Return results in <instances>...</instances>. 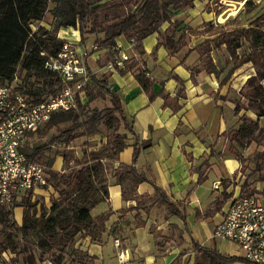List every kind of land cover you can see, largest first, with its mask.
<instances>
[{"label": "trees", "instance_id": "trees-1", "mask_svg": "<svg viewBox=\"0 0 264 264\" xmlns=\"http://www.w3.org/2000/svg\"><path fill=\"white\" fill-rule=\"evenodd\" d=\"M195 1L0 0V83L10 79L20 64L21 69L26 73V78L34 79L35 85H41V88L36 87L37 89L33 90L34 84H32L30 93L33 96L54 93L53 88L58 82L43 70V63L47 57H41L40 53L45 52L48 57H52L59 51L64 43L57 37L61 29L77 31L82 44L87 37L93 36L92 46L96 47V50L110 49L117 39L131 40L135 56L143 54L142 41L158 33L156 47L164 46L170 53H175L179 45L184 43L185 36L181 35L174 41V34L169 35V30L162 34L158 30L162 24H170L174 12L192 8ZM252 3V0H247L245 9L250 7L249 11L253 10L255 6ZM47 12L52 19L51 30L39 27L33 31L32 25L41 22ZM263 20L262 17H258L248 28L239 27L237 19L217 27L206 24L204 33L215 35V38L200 45L202 56H206L201 61L206 74L219 76L220 72L212 63L210 53L219 50L222 46L225 47L234 68L251 64L255 71L239 91V99L234 100V115L238 117L239 126L221 135L229 142L228 154L240 165L246 160L243 159L240 151L245 150L252 143L262 147V151L254 154L256 161L264 164V129L259 126V120L264 117ZM178 26L176 23L171 24L174 29ZM132 69L133 63L129 62L126 71H120L119 74ZM89 70L91 71L90 68ZM190 71L192 74L196 72L194 69ZM108 74L94 76L92 83L84 87L86 103L78 99V109H83L104 96L110 97L111 107L94 109L85 119H82L77 111L54 114L44 124L43 131L55 130L56 134L43 144L24 145L25 156L29 161L43 168L46 181L54 195L50 199L49 208L38 201L32 202L30 195H25L20 203H16L14 208L23 210L20 226L11 221L13 211L0 212V259L3 253L16 254L19 245L14 238L18 236L24 238V241L32 239L43 255V261L48 260L52 264H62L66 249L76 245V236L80 235V238L88 237L91 241H96L98 235L105 232V224L111 213L93 218L90 211L107 197V181L110 177L115 178L116 183L122 186V199L125 202H135V206L129 209V212L145 211L146 207L155 203L154 198L144 199L135 196L136 187L147 181L145 175L135 168L136 160L139 153L149 148L151 144L140 141L133 129L125 122L119 98L112 92L107 82ZM134 76L149 99L153 100L155 95L149 91L151 83L145 72H135ZM163 97L165 105H168L167 97ZM241 100L246 103H242ZM173 108L175 111L178 110L176 106ZM248 113L254 114L255 119ZM115 115H118L123 124V133L114 134L113 139H108L100 151H84L80 157H67L64 149L72 147L77 139L99 133L102 126L110 128ZM41 131L39 129L32 137ZM130 146L134 150L132 164H118L108 173L107 162L117 160L118 154ZM58 157H61L64 163L61 172L52 168ZM203 166L207 167V164L204 163ZM201 175L198 182L203 180ZM247 189L248 185L244 182L242 194H246ZM162 203L169 214L185 222V216L179 212L177 205L164 201ZM135 220L138 222L136 224L138 227L144 225L139 214L135 216ZM9 229L13 230L14 236L6 235ZM155 246L160 247L157 242ZM190 246L195 254L194 264L247 263L241 258L220 254L215 244L203 247L191 241ZM75 249L80 255L81 251ZM55 253L56 260H53ZM184 254L183 251L171 264H177ZM46 255H50V259H45ZM83 256L87 254L84 253ZM32 261L31 255L24 257V264H31ZM9 264H16L15 259L11 258Z\"/></svg>", "mask_w": 264, "mask_h": 264}, {"label": "crops", "instance_id": "crops-1", "mask_svg": "<svg viewBox=\"0 0 264 264\" xmlns=\"http://www.w3.org/2000/svg\"><path fill=\"white\" fill-rule=\"evenodd\" d=\"M243 2L196 0L192 8L174 12L170 24L164 23L158 30L161 34L169 30L170 35L174 34V41L181 35L185 36L177 52L170 53L164 46L156 47L158 33H155L142 41L141 56L132 55V71L108 74L107 82L119 98L125 122L140 141L151 144L139 153L136 160L135 168L145 175L147 181L136 187L135 196L154 198L155 203L145 211L129 212L135 202H125L122 186L110 177L107 197L90 211L93 218L111 213L106 222V233L102 236L103 243L92 247L94 242L90 243L87 237L77 243L78 249L89 256L95 255L93 250L107 252L96 262L118 264V259L113 256L118 253L114 239H119L121 250L128 252L127 264H171L183 249L159 253L155 242L158 237L166 242L171 240L173 229L180 233L181 242L184 236H189L190 241L202 243L203 247L215 244L217 251L224 256L241 258L236 246L225 241H213L211 235L215 225L221 221L228 201L242 195L245 177L240 172L238 161L228 154V140L221 135L239 126L238 117L234 115V100L238 99L239 91L255 71L251 64L234 68L222 46L210 53L219 76L206 74L201 65L206 56H202L200 45L215 38V35L204 33L205 25L217 27L234 20L247 0ZM235 7L241 8L237 11ZM47 17H50L48 12L41 22L32 26L50 30L44 25ZM49 19L52 23L51 17ZM173 23L179 26L174 29L171 27ZM239 27L248 28L242 24ZM57 37L86 49L91 48L94 41V37L89 36L82 44L78 32L73 29H61ZM119 40L124 44L127 42ZM109 59V49L96 50L87 60L88 68L96 72ZM191 69L196 72L192 74ZM138 71H144L150 80L149 91L155 95L153 100L136 81L134 73ZM161 95L167 97L168 105ZM174 106L178 110L175 111ZM248 115L255 119L254 114ZM133 153L132 146L125 148L113 161V169L118 164L131 165ZM204 163L207 167L203 166ZM62 165L63 159L58 157L52 168L59 171ZM200 175L203 180L198 182ZM215 183H221L219 191L212 190ZM255 189L258 193L264 190V183H258ZM163 201L177 205L185 216V222L169 214ZM16 210L21 211L17 219L21 222L23 210ZM137 214L144 223L142 227L135 225ZM112 225L118 233L113 237L108 232ZM181 258V264H194L195 254H184Z\"/></svg>", "mask_w": 264, "mask_h": 264}, {"label": "built area", "instance_id": "built-area-1", "mask_svg": "<svg viewBox=\"0 0 264 264\" xmlns=\"http://www.w3.org/2000/svg\"><path fill=\"white\" fill-rule=\"evenodd\" d=\"M109 50L111 58L98 72L90 71L87 64L88 54L95 52L96 47L88 50L78 43L64 41L52 57L41 52V57H47L43 70L58 82L52 94L33 96L30 91L35 81L26 78L20 64L10 79L0 83V212H14L18 209L14 205L25 195H30L32 202L39 197L50 201L54 192L43 168L27 159L24 145L52 115L77 110L78 99L85 98L84 87L90 85L100 71L106 74L126 71L134 51L133 42L124 44L117 39ZM33 86V90L41 88L40 84ZM220 187L221 183H215L212 190L219 191ZM211 238L236 246L241 259L247 263L264 264V190L231 198ZM114 246L118 251V264H127L128 252L121 250L119 239H114ZM9 258L11 254L3 253L0 264L8 263ZM45 263L52 264L48 260Z\"/></svg>", "mask_w": 264, "mask_h": 264}, {"label": "rangeland", "instance_id": "rangeland-1", "mask_svg": "<svg viewBox=\"0 0 264 264\" xmlns=\"http://www.w3.org/2000/svg\"><path fill=\"white\" fill-rule=\"evenodd\" d=\"M236 1L241 2V0H236ZM252 2H253L252 5H254L255 7L251 11H249L250 7L248 9H245L244 3H243L244 5H242L243 7L241 6L242 8L241 7H235V9L237 11H238V9L241 8L239 15H237V16L234 15L235 16L234 18L237 19L239 22V26H240V24H242L245 27H249L250 23L252 21H254L255 19H257L258 17H262L264 19V0H252ZM50 17H47L44 20V25L46 27H48V29H50L52 27L51 23H49ZM38 28H39V26L38 27L32 26L33 31H36ZM168 34L170 35V31L168 32ZM88 44L89 43H87V45ZM179 46H182V44ZM133 53H134V51H133ZM96 72H98V71H96ZM105 74L106 73H104L103 71H100L99 74L96 76L100 77L101 75H105ZM236 97L239 99L238 95ZM241 101H243L242 103H246L244 100H241ZM81 102L86 103V99L83 98L81 100ZM111 106H112V101H111L110 97L104 96L103 98H98L94 102L88 104L87 107H85L83 109L77 108V110H75V111L78 112V114L80 115V117L82 119H85L86 116L91 114L92 110H94V109L102 110L104 108H108ZM259 126L264 129V117L259 120ZM43 127H44V125L40 128V130H42V131L38 135L33 136L28 141L29 144H31V145L43 144V143L47 142L51 136L56 134L55 130H51L48 132L43 131L44 130ZM123 132H124L123 124L120 121V118L118 117V115H115L114 121L112 122L110 128H108V127L106 128V127L102 126V127H100L99 133L92 135V136H87V137L77 139L71 145L72 149L68 150L66 148V149H64V151L67 152L66 153L67 157L73 156L74 158L80 157L81 153L84 151H86V152L100 151L103 148V146L106 144L108 139H111V140L113 139L114 134H117V133L121 134ZM260 151H262V147L257 146L255 143H252L245 150L240 151L243 159H246L244 161V163L242 165H240V172L245 177L244 180H242V182L245 181L246 184L248 185L247 194H257L258 191L255 189L256 185L258 183L259 184L261 183V185L264 183V164H260L259 162H257L256 156L254 154V153L260 152ZM112 163H113V161H109L106 164L107 169H108V173H110L111 169L113 168ZM39 199H37L39 203H44L46 208L50 207L51 202L48 200V198L45 200L44 198L39 197ZM20 213H21V211L15 210L11 216V221L16 223L18 226L21 225V222H19V220H17ZM137 223L138 222H136V224ZM105 227H106V224H105ZM106 230L107 229L105 228V232L103 234L106 233ZM108 232L110 235H112V237L115 236L114 234H118L117 228H115L113 225L110 226ZM14 234L15 233L13 232L12 229H9L6 232V235H9L10 237L14 236ZM103 234L98 235L96 241H91L90 238L87 237L90 243L94 242L93 244H91L92 247L97 246V245L99 246L100 244L103 243V240H102ZM180 236H181L180 233H178L176 231L174 232V229H173V236H172L171 240L166 242V241H163L162 237L156 238V242L159 243V245H160V247L158 249L159 253L166 252L167 250H168V252H172L175 248L180 249V247H181V249H183L182 251H184L185 254L188 255L189 253H191L192 250H191V246H190V244H191L190 237L184 236V241L181 242ZM14 239L18 242V245H19V247L16 251V254L15 255L11 254L12 258L15 259L16 264H24V257L27 255L32 256L33 261L31 264H46L45 263L46 261L45 260L43 261V255H41L40 250L38 249V247L36 246L35 242L32 239H27L24 241V238H21L20 236H18V238H14ZM82 239H84V238H80V235L76 236V243H75L76 245L75 246H73V245L69 246L66 249L61 263L62 264H103L101 262L98 263L96 261L100 260L99 259L100 255H103V253L106 254L107 253L106 251L94 252V250H93L92 254L95 253L94 256H89L88 253L85 251H81L80 255L77 254L78 251L75 248L77 247V243L80 242V240H82ZM216 242H218V241H216ZM166 244H168V245H166ZM201 244L202 243H198V245L202 246ZM108 247H109V244H108ZM77 249H78V247H77ZM103 250H104V248H103ZM95 251H96V248H95ZM84 253L87 254V256L84 257L83 256ZM114 254L115 255L113 256V258H117L116 253H114ZM44 258L50 259V255H46ZM52 259L56 260V253L53 255ZM182 260L183 259L180 258L177 264H181ZM9 262H10V258H9ZM9 262L8 263L6 262V264H9Z\"/></svg>", "mask_w": 264, "mask_h": 264}]
</instances>
